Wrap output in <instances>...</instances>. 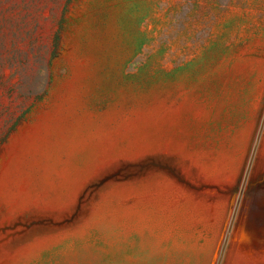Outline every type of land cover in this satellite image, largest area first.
I'll return each instance as SVG.
<instances>
[{"label":"rangeland","instance_id":"1","mask_svg":"<svg viewBox=\"0 0 264 264\" xmlns=\"http://www.w3.org/2000/svg\"><path fill=\"white\" fill-rule=\"evenodd\" d=\"M0 264H264V0H0Z\"/></svg>","mask_w":264,"mask_h":264}]
</instances>
